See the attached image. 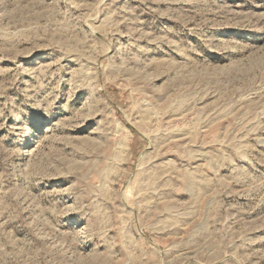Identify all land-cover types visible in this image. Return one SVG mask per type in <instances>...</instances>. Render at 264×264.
<instances>
[{"label": "rangeland", "instance_id": "rangeland-1", "mask_svg": "<svg viewBox=\"0 0 264 264\" xmlns=\"http://www.w3.org/2000/svg\"><path fill=\"white\" fill-rule=\"evenodd\" d=\"M0 264H264V0H0Z\"/></svg>", "mask_w": 264, "mask_h": 264}]
</instances>
